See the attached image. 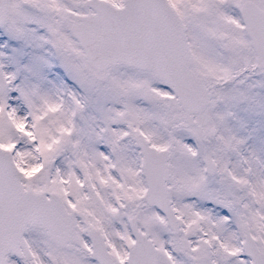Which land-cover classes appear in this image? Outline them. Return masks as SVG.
I'll use <instances>...</instances> for the list:
<instances>
[{"label":"snow or ice","instance_id":"1","mask_svg":"<svg viewBox=\"0 0 264 264\" xmlns=\"http://www.w3.org/2000/svg\"><path fill=\"white\" fill-rule=\"evenodd\" d=\"M0 264H264V0H0Z\"/></svg>","mask_w":264,"mask_h":264}]
</instances>
